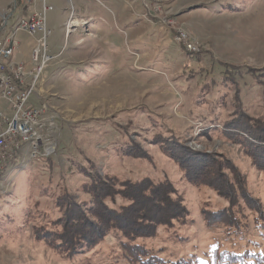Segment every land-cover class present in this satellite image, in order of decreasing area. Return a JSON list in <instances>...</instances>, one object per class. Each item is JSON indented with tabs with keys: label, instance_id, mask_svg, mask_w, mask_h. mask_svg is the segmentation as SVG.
<instances>
[{
	"label": "rangeland",
	"instance_id": "1",
	"mask_svg": "<svg viewBox=\"0 0 264 264\" xmlns=\"http://www.w3.org/2000/svg\"><path fill=\"white\" fill-rule=\"evenodd\" d=\"M19 1L11 23L31 10ZM45 4L55 59L29 104L51 127L0 168V264H264L261 143L227 126L264 122V0ZM40 36L19 33L15 59L30 67ZM101 182L110 209L136 185L170 192L174 208L139 239L111 227L84 248L57 246L71 206L97 223Z\"/></svg>",
	"mask_w": 264,
	"mask_h": 264
},
{
	"label": "built area",
	"instance_id": "2",
	"mask_svg": "<svg viewBox=\"0 0 264 264\" xmlns=\"http://www.w3.org/2000/svg\"><path fill=\"white\" fill-rule=\"evenodd\" d=\"M6 7L0 12V168L2 159L14 148H18L21 139L38 136L39 142L42 133L50 129L51 121L45 118V108L42 105L40 108L31 106L29 98L37 94L45 67L55 59L49 56L47 38L50 33L46 29V15L53 8L47 6L45 0H33L27 18H18L15 23H11L18 8L16 0H11ZM19 33L30 37L36 33L41 35L31 52L30 67L15 59L21 46L17 38ZM49 153L50 148L47 147L45 155L49 156Z\"/></svg>",
	"mask_w": 264,
	"mask_h": 264
},
{
	"label": "trees",
	"instance_id": "3",
	"mask_svg": "<svg viewBox=\"0 0 264 264\" xmlns=\"http://www.w3.org/2000/svg\"><path fill=\"white\" fill-rule=\"evenodd\" d=\"M232 125L227 126L228 128L234 127V129L238 132L243 133L248 137L257 140L256 142L261 143L260 147H256L259 150H255L253 152L257 155L258 152H261L259 153L261 156H257L255 154H252L251 156L253 161H255L256 164H259L257 166L264 170V122L254 121L252 124L244 122L238 124L241 125V128L236 124ZM191 164H193L191 171L194 172L198 166L196 167L194 163ZM216 181L218 180L216 179ZM218 183L219 184L216 186V190L219 191L223 197L229 198V196L235 195L234 186L228 184L226 180H220ZM213 185L215 186V184ZM107 190H109L108 186L105 187L102 182L100 184V188H96L98 195L101 194L102 198V200L100 199L93 208V211L97 216V221L95 220L97 223L94 221L87 222L83 216V212H80V209L77 206H71L66 210L65 225L61 230H56L53 233V236L57 237V246L70 245L72 250L84 248L93 243L92 241L96 240L98 237L107 235L109 230H111V227L115 231H121L122 235H124L123 239H139L143 235H151L149 232L155 228V225L161 224L159 220L164 217L163 213L170 215V211L174 208L172 199L169 197L170 192H167L166 196H164L166 192L162 193L161 188L159 187L148 190L145 186L136 185L131 186L130 190L124 193V195L127 194L126 198H129L131 203L117 211L108 208V206L103 202V197L106 198L114 192V189H111L112 192L110 191L109 194H103L104 191ZM164 205H166V207H163ZM167 209L171 210L169 211ZM143 220L147 221L148 224H144ZM141 256L144 255H139V257Z\"/></svg>",
	"mask_w": 264,
	"mask_h": 264
},
{
	"label": "bare ground",
	"instance_id": "4",
	"mask_svg": "<svg viewBox=\"0 0 264 264\" xmlns=\"http://www.w3.org/2000/svg\"><path fill=\"white\" fill-rule=\"evenodd\" d=\"M21 4H22V3H21ZM23 5L28 6L29 9H30V8L33 7V0H25V2H23ZM15 13H16V11H15ZM21 18H27V17L24 16V17H21ZM76 25H78L77 22H76V21H72V22H70L69 28H70V27H74V26H76ZM68 32H69V31H68ZM45 69H46V67H45ZM34 138L36 139L37 136H28V137H25V138H23V139L20 140L19 145H21L22 143L27 142V141H29V140H32V139H34ZM18 147H19V146H18ZM15 149H17V148H14V150H15ZM14 150L10 151V153L7 154V155L5 156V158L2 159V166H3V164L5 163V161H6V159L8 158V156H9L12 152H14Z\"/></svg>",
	"mask_w": 264,
	"mask_h": 264
},
{
	"label": "crops",
	"instance_id": "5",
	"mask_svg": "<svg viewBox=\"0 0 264 264\" xmlns=\"http://www.w3.org/2000/svg\"><path fill=\"white\" fill-rule=\"evenodd\" d=\"M20 49H21V46H20ZM20 49H19V51H20ZM19 51H18V52H19ZM18 52L16 53V55L18 54ZM16 57H17V56H16ZM17 59H18V60H17ZM17 59H16L17 61H20V58H17Z\"/></svg>",
	"mask_w": 264,
	"mask_h": 264
}]
</instances>
